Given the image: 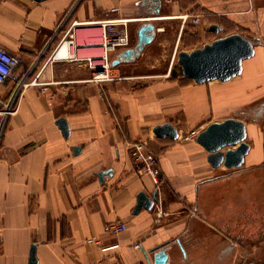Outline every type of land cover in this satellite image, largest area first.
<instances>
[{
	"label": "crops",
	"instance_id": "crops-1",
	"mask_svg": "<svg viewBox=\"0 0 264 264\" xmlns=\"http://www.w3.org/2000/svg\"><path fill=\"white\" fill-rule=\"evenodd\" d=\"M142 1L0 0V45L21 57L16 80L0 85V95L15 90L18 100L0 140V264H28L32 243L36 264H153L159 247L166 264H239L252 252L264 259V236L255 235L258 223L264 227V119L240 116L249 150L233 169L212 167L195 137H186L264 101V0ZM184 14L200 22L184 21ZM124 20L135 35L152 22V41L129 61L119 53L133 43L109 52L111 63L119 59L112 65L120 78L88 80L85 59L102 53V25L121 27ZM168 22L177 23L173 57L192 29L213 39L212 23L222 35L249 38L254 54L227 81L198 84L171 75L172 62L162 72H129L156 66L146 57L159 36L160 44L172 40L162 33ZM69 26L79 61L54 55ZM36 75L44 92L23 85ZM58 117L69 125L67 137ZM163 122L177 128L176 139L155 135L153 126ZM138 141L157 157V184L137 172L130 146ZM154 189L153 207L133 213L137 193ZM119 220L124 231L104 229Z\"/></svg>",
	"mask_w": 264,
	"mask_h": 264
},
{
	"label": "water",
	"instance_id": "water-1",
	"mask_svg": "<svg viewBox=\"0 0 264 264\" xmlns=\"http://www.w3.org/2000/svg\"><path fill=\"white\" fill-rule=\"evenodd\" d=\"M41 1V0H36ZM154 3L157 0H153ZM143 3L146 0L142 1ZM209 30L217 33L221 27L212 23ZM155 26L150 21H145L136 30V42L133 47L123 49L119 57L125 61L136 58L143 47L150 43L154 37ZM254 54V43L238 32H232L216 37L210 42L204 43L189 51L179 50L177 61L181 66L182 74L200 84L210 80L227 81L241 73L242 61ZM115 59L112 64L118 62ZM64 137L69 135V125L64 117H58L55 121ZM157 137H178L177 128L170 122L156 124L152 128ZM195 141L207 151V161L217 168L223 165L226 168L239 167L244 156L249 150L246 142V127L242 120L227 117L221 121H212L201 129L195 136ZM79 146L73 147V152L79 151ZM105 171L97 173L100 181H103ZM157 189L150 195L139 191L136 195V203L133 213L141 208L150 210L157 200ZM167 254L162 247H159L153 254V264H166ZM35 244L30 245L28 264H36Z\"/></svg>",
	"mask_w": 264,
	"mask_h": 264
},
{
	"label": "built area",
	"instance_id": "built-area-1",
	"mask_svg": "<svg viewBox=\"0 0 264 264\" xmlns=\"http://www.w3.org/2000/svg\"><path fill=\"white\" fill-rule=\"evenodd\" d=\"M187 18L191 19L193 24L200 22L199 15H189L184 14L183 20ZM121 27H118L114 22L104 23L103 32L100 40V47L102 48V53L98 56H89L85 60L88 67L91 69V76L88 80L93 82H106L113 81L120 78L119 75L113 70V65L109 57V52L117 47H128L130 45V34L126 21H121ZM75 32L72 26H69L60 41L55 45L54 51L55 56L67 58V59H77L74 53L70 51L71 45L74 43ZM65 37H68L65 39ZM88 44V43H86ZM90 44V42H89ZM63 50V52H62ZM21 63V57L18 54H12L5 50L0 45V85L5 86L8 82L16 80L15 69ZM38 75H36L31 81L23 83L27 85L29 83L33 85H41L40 91L44 92L45 87L42 85L43 82L37 81ZM15 90H11L6 95H0V140L4 132V128L7 123L8 117L13 114L18 106V100L16 98ZM199 131L197 129L190 130L186 137L194 138ZM130 155L136 165L137 172L139 174L145 172L148 173L153 182L157 184L159 182L160 169L157 164V157L155 154L146 148V143L144 141H138L130 146ZM193 213L195 210L192 211ZM127 228V224L123 220H119L108 225H105L104 229L113 234L120 233ZM89 242H94L96 244L99 241L95 237H90ZM115 245L101 247L103 250L115 247ZM137 247L138 244H135Z\"/></svg>",
	"mask_w": 264,
	"mask_h": 264
},
{
	"label": "rangeland",
	"instance_id": "rangeland-1",
	"mask_svg": "<svg viewBox=\"0 0 264 264\" xmlns=\"http://www.w3.org/2000/svg\"><path fill=\"white\" fill-rule=\"evenodd\" d=\"M176 28H177V23L175 22L165 23L164 24L165 30L162 33L164 34L165 38H172V40H170L167 44H160L159 39L163 38V36L162 35L159 36L154 44V48L151 50L149 55H147L146 57L147 60L150 61L152 64H155L156 65L155 67L150 68V66L142 64L139 67L129 68L128 71L129 72L131 71L132 72H140V71L162 72L167 66H169L170 62H172L171 75H176V74L181 75L182 70H181L180 64L177 61V52L179 50L189 51L196 47H200L204 43L210 42L212 39H208L210 35H208V37L206 38L205 37L202 38L199 36V34L194 29H192L191 32L183 36L182 41L179 42L177 51L173 57V52H174V47H175L174 41H173V36H174L173 32L175 31ZM128 29H129V34H130V43L135 44V41H136L135 27H131V28L128 27ZM222 32H223L222 30H219L217 33L214 34V38L223 36ZM231 79L232 78H230L229 80ZM210 81L220 82V80H217V79L210 80ZM206 82H209V81H206ZM263 102L264 101L262 100H258L256 101V107H254L253 109H249V110L244 109L242 110V112L238 110L233 113H230L229 115L226 116V118L233 117V118L239 119L241 116V117H246L247 119H252V120L257 119V120L263 121L264 119V105H263L264 103ZM218 118H221V117H218ZM210 119L211 118H209L208 120ZM208 123H210V121ZM234 169H237V168H234ZM259 226H261L260 223H258L257 227H255L256 229L255 235L264 236V227H259ZM239 264H264V259H262L258 253L252 252V254L249 255V258L239 260Z\"/></svg>",
	"mask_w": 264,
	"mask_h": 264
},
{
	"label": "bare ground",
	"instance_id": "bare-ground-1",
	"mask_svg": "<svg viewBox=\"0 0 264 264\" xmlns=\"http://www.w3.org/2000/svg\"><path fill=\"white\" fill-rule=\"evenodd\" d=\"M62 52H63V50H62Z\"/></svg>",
	"mask_w": 264,
	"mask_h": 264
}]
</instances>
